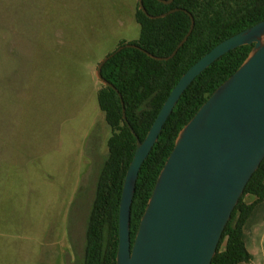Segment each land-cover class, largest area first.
<instances>
[{"label":"rangeland","instance_id":"374dc122","mask_svg":"<svg viewBox=\"0 0 264 264\" xmlns=\"http://www.w3.org/2000/svg\"><path fill=\"white\" fill-rule=\"evenodd\" d=\"M137 3L0 0V264H83L110 135L96 68L138 38Z\"/></svg>","mask_w":264,"mask_h":264},{"label":"trees","instance_id":"16d2710c","mask_svg":"<svg viewBox=\"0 0 264 264\" xmlns=\"http://www.w3.org/2000/svg\"><path fill=\"white\" fill-rule=\"evenodd\" d=\"M150 18L138 6L134 13L139 36L102 66L97 104L110 128L107 156L98 171L94 197L85 229L83 264H115L118 244V209L126 170L136 139L126 121L143 140L162 104L181 75L204 53L230 35L264 19V0H142ZM185 42L168 59L191 25ZM252 44L236 47L211 63L183 91L140 166L130 208L132 243L157 176L170 154L180 129L189 121L215 88L248 56ZM120 93L126 121L122 117ZM247 196L253 200L246 201ZM264 202V158L247 181L227 221L210 264H238L249 260L242 238L244 223L254 205Z\"/></svg>","mask_w":264,"mask_h":264},{"label":"water","instance_id":"95a60500","mask_svg":"<svg viewBox=\"0 0 264 264\" xmlns=\"http://www.w3.org/2000/svg\"><path fill=\"white\" fill-rule=\"evenodd\" d=\"M169 3L171 0H160ZM150 18L163 17L146 12ZM191 25L168 59L185 42ZM252 44L248 56L219 84L178 132L174 146L155 181L133 242H130V208L141 164L154 145L163 124L183 91L211 63L228 51ZM98 80L116 88L101 74ZM122 117L124 103L118 93ZM136 139L125 173L119 209L115 264H210L222 231L252 173L264 158V19L218 42L179 78L162 104L143 140L126 121Z\"/></svg>","mask_w":264,"mask_h":264},{"label":"crops","instance_id":"0c3cea01","mask_svg":"<svg viewBox=\"0 0 264 264\" xmlns=\"http://www.w3.org/2000/svg\"><path fill=\"white\" fill-rule=\"evenodd\" d=\"M252 200V196L246 197L247 202ZM242 238L249 260L238 264H264V202L255 204L249 213L243 226Z\"/></svg>","mask_w":264,"mask_h":264},{"label":"flooded vegetation","instance_id":"af4514ba","mask_svg":"<svg viewBox=\"0 0 264 264\" xmlns=\"http://www.w3.org/2000/svg\"><path fill=\"white\" fill-rule=\"evenodd\" d=\"M95 139H96V136H95V138H91V141H90V145H89V149H90V153H91V155H92V146H93V144H95ZM92 161H93V158H92ZM71 226L72 225H70L69 227H68V241H69V243H70V246H71V248H72V243H73V239H72V236H71ZM73 250V249H72Z\"/></svg>","mask_w":264,"mask_h":264}]
</instances>
